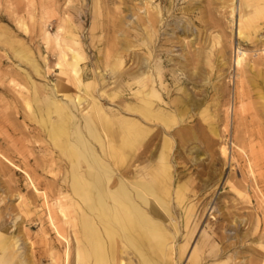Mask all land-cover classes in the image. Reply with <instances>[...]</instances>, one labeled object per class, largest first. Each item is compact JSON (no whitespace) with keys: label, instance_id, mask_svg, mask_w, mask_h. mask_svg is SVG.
<instances>
[{"label":"rangeland","instance_id":"374dc122","mask_svg":"<svg viewBox=\"0 0 264 264\" xmlns=\"http://www.w3.org/2000/svg\"><path fill=\"white\" fill-rule=\"evenodd\" d=\"M105 169L162 193L167 264H264V0H0V263L96 264L84 225L116 227L82 195Z\"/></svg>","mask_w":264,"mask_h":264},{"label":"crops","instance_id":"0c3cea01","mask_svg":"<svg viewBox=\"0 0 264 264\" xmlns=\"http://www.w3.org/2000/svg\"><path fill=\"white\" fill-rule=\"evenodd\" d=\"M118 133L120 132L119 131L117 133L112 132L110 134L112 141L114 140L115 142L117 141V144L114 145L111 148V150L117 147V145L119 144L120 134ZM91 134L94 135L95 138ZM89 135L92 141H96L99 138V134H97L93 130L89 132ZM83 149L86 151H91L89 145H85ZM132 154H133L132 152L129 153V157H128L129 159L124 166L121 167L117 165L116 162V165L118 166L119 169L120 168L124 169V167L130 165V161L132 160ZM92 162L94 163V166L98 165L97 162H95V160ZM91 172L92 171H89L87 173V176L90 178V180L87 182L85 181L86 189L82 196L87 199L86 202L88 203L89 207L97 214V216L103 221L104 220L108 221V219L106 218V208H112V207L108 205L106 199L112 198L116 203L115 205H117L113 209H116L122 214H127V213H131V211H125L126 208H135L132 212L137 215V218L140 221L139 227H135L133 225L131 231H128L127 233L124 231L122 227H120V225L108 221L112 223L114 227L117 226V228L113 231L114 233L112 232V234L108 237V240H106V238H102V237L100 238L99 233L96 234L95 232L92 233L93 231L91 227L90 226L87 227V223H86V225H84L85 231L87 232V230L90 229L89 233H87V236L90 235L89 236L90 238L92 237L93 240H97V244L96 241L93 243V245H95L93 247V250L96 256L95 257L96 264H126L125 262H123L122 258H119V260L116 259V256L119 257L121 253L126 249H130L133 255L137 257L138 260L137 264H167V258H169V244L171 242L170 236L167 234L166 228L163 226L162 222L159 219V217H163V215H161V213L158 211L155 205V202H157L162 207V210L167 209V202L164 199L162 193L156 191L154 185L146 182L140 184L142 188L140 192H143L144 194L141 196L138 193L139 190L133 189L132 193L131 191H127V189H125L124 187L125 183L124 185H118V187L115 188L114 190L107 191L105 190L104 183L105 181H108L110 179V177L112 176L111 173L107 172V170L105 169L104 171L105 175L103 176L105 179H103L102 177L98 176L97 173L95 174L94 172L93 174H95L96 176L92 178V176H90L89 174ZM105 172L109 173L107 179H106L107 174ZM136 183H138V181H136ZM132 194L134 199L139 198L141 200V203L138 206H133L132 203L130 202V198L132 200L131 197ZM99 199H101V201H99ZM145 214L146 215L154 214L159 217H157V219L156 218L147 219ZM148 225H150L152 228H148L147 227ZM141 231H144V233H142L143 242L141 245L142 247H140L141 249L138 250L136 247L133 246V243L130 244L125 238L126 236H137ZM148 245H152V249L148 248L147 247ZM22 262L23 260L20 261L21 264ZM127 264H132V263L129 262Z\"/></svg>","mask_w":264,"mask_h":264},{"label":"bare ground","instance_id":"6f19581e","mask_svg":"<svg viewBox=\"0 0 264 264\" xmlns=\"http://www.w3.org/2000/svg\"><path fill=\"white\" fill-rule=\"evenodd\" d=\"M158 7V6H157ZM157 7H155V8H157ZM154 10V9H153ZM151 13V12H150ZM159 13V12H158ZM146 18V17H145ZM139 20V19H138ZM146 20V19H145ZM144 20V21H145ZM158 20V14H156V15H153L152 16V18H148V24H149V26H150V29H151V27H152V29H154V25L156 24V22H158L157 21ZM126 21V20H125ZM143 21V20H142ZM143 21V23H145ZM135 22V21H134ZM138 22V21H137ZM140 22V21H139ZM142 24V23H141ZM145 25H146V23H145ZM145 25H143V27L145 26ZM158 24H156V26H157ZM148 26V25H147ZM156 28V27H155ZM144 29V28H143ZM190 29V28H189ZM140 30V29H139ZM144 31V30H143ZM155 32V31H154ZM146 38V37H145ZM149 38V37H148ZM148 43V42H147ZM140 46H142V45H140ZM145 46H146V44H145ZM153 46V45H152ZM144 47V46H143ZM240 51V50H239ZM136 53V52H135ZM139 53V52H138ZM138 53H136L137 55H138ZM143 53V52H142ZM240 54V53H239ZM243 54V53H242ZM139 55H141V54H139ZM138 55V56H139ZM241 55V54H240ZM137 56V57H138ZM142 58L139 60V63H141L142 64V62H144L143 61V56H141ZM140 58V57H139ZM147 63V62H146ZM143 65V64H142ZM142 65H140V67H142ZM144 66V65H143ZM143 70V67L141 68V71ZM144 72V71H143ZM147 74V73H146ZM142 77H144L143 76V74H142ZM145 88V87H144ZM144 88H142V94H144L145 95V92H144ZM141 94V95H142ZM149 95V94H148ZM140 100V99H139ZM146 100V99H145ZM149 100V99H148ZM151 100V99H150ZM153 100V99H152ZM141 101L143 102L144 101V99L142 100L141 99ZM148 102V101H147ZM153 104V103H152ZM140 115H141V118H142V120H145L146 118H147V115H148V110H147V108H146V104H145V102H143V105H142V109H141V112H140ZM140 129V128H139ZM121 131V132H120ZM119 132L120 133H118V134H120L119 135V144L117 145V147H115V148H113L111 151L113 152V155L116 157V159H117V165H119V166H124L126 163H127V161H128V157H129V153H130V150H131V139H133V138H131L132 136H131V131H129V130H127V128H125V129H123V130H120ZM144 134V133H143ZM92 135V134H91ZM94 138H95V136L94 135H92ZM117 137V136H116ZM115 138V137H114ZM83 142V141H82ZM87 145V144H86ZM147 145V144H146ZM145 145V146H146ZM90 147V146H89ZM149 150V149H148ZM222 153H225V147H222ZM98 164V163H97ZM98 167H99V165H97ZM96 167V166H95ZM95 174H96V172H94ZM106 173V172H105ZM90 174V176H92V178L94 177V176H96L95 174H93V172H91V173H89ZM88 174V175H89ZM107 174V177H106V179L108 178V176H109V173H106ZM95 179H96V177H95ZM114 180V179H113ZM81 181V180H80ZM147 185V184H146ZM83 187V186H82ZM102 189V188H101ZM142 189V188H141ZM153 189V188H152ZM85 190V189H84ZM144 190V189H143ZM149 190V189H148ZM148 190H146V191H148ZM150 191V190H149ZM87 192V191H86ZM144 193H145V191H144ZM148 193V192H147ZM99 201H101V199H99ZM106 216H108V219H109V221H111L112 223L114 222V223H116V224H118V225H120V227H122L123 229H124V231L127 233L128 231H131V229H132V226L134 225V221H133V219L131 218V217H129L128 215H126V214H122L121 212H119V211H117L116 209H113V208H106ZM146 219V218H145ZM143 220V219H142ZM145 222V221H144ZM119 227V226H118ZM148 228H152L150 225H148L147 226ZM116 228H117V226H116ZM144 230V229H143ZM147 231V230H146ZM149 231V230H148ZM156 232V231H155ZM142 233H144V231H141L137 236H126V238L125 239H127V241L131 244V243H133V246L134 247H136L138 250H140L141 248L140 247H142L141 245H142V242H143V237H142ZM96 234V233H95ZM151 234V233H150ZM160 234V233H159ZM164 234V233H163ZM155 235V234H154ZM161 235V234H160ZM97 236V235H96ZM165 236V235H164ZM16 240V239H15ZM11 241V240H10ZM150 244V243H149ZM148 248H150V249H152V245H148L147 246ZM156 247H158V246H156ZM160 250V249H159ZM10 251V250H9ZM14 253V252H13ZM11 255V254H10ZM195 256H197V255H195ZM8 257V256H7ZM96 257V256H95ZM213 258V257H212ZM6 260V257L5 258H2V260H1V263L0 264H5V262H7V261H5ZM11 261V260H10ZM9 262V261H8ZM145 263V262H144Z\"/></svg>","mask_w":264,"mask_h":264}]
</instances>
